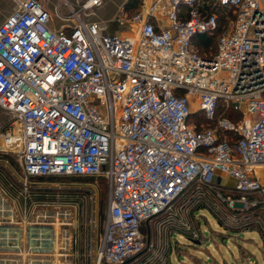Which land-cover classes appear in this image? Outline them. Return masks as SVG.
<instances>
[{
	"label": "built area",
	"instance_id": "2783aa9c",
	"mask_svg": "<svg viewBox=\"0 0 264 264\" xmlns=\"http://www.w3.org/2000/svg\"><path fill=\"white\" fill-rule=\"evenodd\" d=\"M164 1L167 26L137 12L129 18L135 31L123 35L85 19L105 0L69 4L75 19L69 29L52 25L39 0H18L0 23L3 148L18 151L27 178L108 179L94 264H121L141 253L144 221L171 208L195 179L210 184L230 175L242 199L264 191L257 171L264 164V0L156 4ZM215 4L234 16L226 15L217 51L202 55L193 37L218 27ZM220 100L242 117L215 120ZM193 101L215 127L197 130L188 122ZM218 128L240 137L230 144Z\"/></svg>",
	"mask_w": 264,
	"mask_h": 264
},
{
	"label": "rangeland",
	"instance_id": "374dc122",
	"mask_svg": "<svg viewBox=\"0 0 264 264\" xmlns=\"http://www.w3.org/2000/svg\"><path fill=\"white\" fill-rule=\"evenodd\" d=\"M197 108L193 101V113ZM0 118H6L1 109ZM209 125L215 127L214 121ZM2 145L0 140V151L10 152L18 166L0 159L2 172L14 179L10 187L0 180V264H94L109 209L106 198L101 203L97 181H33L23 174L18 151ZM261 167L258 174L264 184ZM222 177L235 183L230 175ZM202 185L193 182L192 188ZM31 186H70L86 194L74 203H27L24 193ZM260 193L253 200L221 197L225 201L214 206L218 217L188 206L180 197L162 215L143 223L147 246L130 264H264V238L259 233L264 232V191ZM191 252L196 259L186 258Z\"/></svg>",
	"mask_w": 264,
	"mask_h": 264
},
{
	"label": "trees",
	"instance_id": "16d2710c",
	"mask_svg": "<svg viewBox=\"0 0 264 264\" xmlns=\"http://www.w3.org/2000/svg\"><path fill=\"white\" fill-rule=\"evenodd\" d=\"M142 1L143 0H127L124 3L123 7L127 14V18H131L134 14H136L139 11ZM211 10L218 14V27L213 32L200 33V34H196L193 37L194 47L202 55L209 54V51H213L214 53L217 51L219 37L222 35V33L226 30V28L229 25L226 15L227 13H230L231 15L234 16V14L232 13V9H229L227 7L223 8L216 4L211 7ZM181 11L184 16L186 8L183 7V10ZM221 116H227L232 120L237 121L239 118L242 117V113L235 110L232 106H228L226 104L224 105L223 102L220 100L215 120ZM210 121L212 120L208 119L202 110H197L194 113L192 112L188 118L189 123L194 122L196 124L197 130L208 127ZM217 133L220 139L226 136L230 144H234L240 137V134L235 130L218 128ZM0 159L9 161L14 166L16 165L18 166V161L12 156L10 152L0 151ZM0 170L2 172L4 168L0 166ZM22 172L23 174H25L23 168H22ZM28 178L33 181H37V180L57 181L64 183H69L73 181H97V185L99 187L100 195H101V203H103L104 205V198L108 200L109 185H108V179L106 178L105 175L50 174V175H32V176L29 175ZM0 180L4 185L8 187H10V182L12 181L14 182V179L8 173L7 174L3 173V176L0 175ZM197 181L199 182L200 180L195 179L194 181H192L190 185L187 188H185V190L174 201L178 200L181 197L183 198V202L187 203L188 206L190 207L199 206V208H205L209 210L214 216L218 217L221 216L220 212L215 211L214 206L216 204H220L225 201L222 199L223 196L224 197L231 196L232 198L235 199V198H241L243 195H245V192H241L238 189H236L235 183L234 184L226 183L223 181V178L220 181H218V175L215 177L212 183L209 184L202 182L203 185L199 187L200 189L195 190L192 188V184L193 182H197ZM220 193L221 196L219 195ZM85 194H86L85 190L77 189L75 187H70V186L69 187L68 186H61V187L31 186L24 193V197L25 200H27V203H33V202L74 203V202H78L80 199H83ZM260 194H261L260 191L254 190L246 193V196H249V198L253 200L255 197L257 196L259 197ZM164 211L165 210L149 217L147 220H151L154 217H158L162 215ZM220 222L223 224L221 220ZM240 232L241 230L234 231V233H240ZM259 233H261V238H264L263 230L262 231L260 230ZM192 240L194 239L192 238ZM141 253L121 264L132 263L134 259L140 256Z\"/></svg>",
	"mask_w": 264,
	"mask_h": 264
},
{
	"label": "crops",
	"instance_id": "0c3cea01",
	"mask_svg": "<svg viewBox=\"0 0 264 264\" xmlns=\"http://www.w3.org/2000/svg\"><path fill=\"white\" fill-rule=\"evenodd\" d=\"M39 1H42L41 3L43 6L46 9L49 8L51 11L52 25L56 27L64 26L65 28L69 29L75 22L74 17L71 16L69 4L76 6L81 0ZM126 1L127 0H105V2L102 5L97 6L90 15L85 16V19L87 21L99 22L100 29L103 33L122 35L132 33L135 31L137 23L133 22L129 18H121L122 12H125L123 5ZM156 2L157 0H143L138 12L146 13L149 19L152 20L156 25L165 27L170 23L169 15L166 12L169 10L167 2H158L157 4ZM17 4L18 0H0V23L17 7ZM163 5H166V8H164ZM161 8H164L165 11ZM259 168L262 167H258L257 171ZM246 239H249V237H246ZM198 249H201V247H198ZM200 252H202V250H199V253ZM185 256L189 259H196L192 252L186 253Z\"/></svg>",
	"mask_w": 264,
	"mask_h": 264
},
{
	"label": "water",
	"instance_id": "95a60500",
	"mask_svg": "<svg viewBox=\"0 0 264 264\" xmlns=\"http://www.w3.org/2000/svg\"><path fill=\"white\" fill-rule=\"evenodd\" d=\"M221 180V176H218V181H220Z\"/></svg>",
	"mask_w": 264,
	"mask_h": 264
},
{
	"label": "bare ground",
	"instance_id": "6f19581e",
	"mask_svg": "<svg viewBox=\"0 0 264 264\" xmlns=\"http://www.w3.org/2000/svg\"><path fill=\"white\" fill-rule=\"evenodd\" d=\"M264 165V164H263Z\"/></svg>",
	"mask_w": 264,
	"mask_h": 264
}]
</instances>
